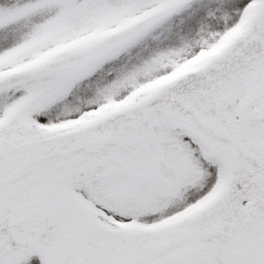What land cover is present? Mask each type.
Segmentation results:
<instances>
[{
	"label": "snow or ice",
	"instance_id": "snow-or-ice-1",
	"mask_svg": "<svg viewBox=\"0 0 264 264\" xmlns=\"http://www.w3.org/2000/svg\"><path fill=\"white\" fill-rule=\"evenodd\" d=\"M0 264H264V0H0Z\"/></svg>",
	"mask_w": 264,
	"mask_h": 264
}]
</instances>
